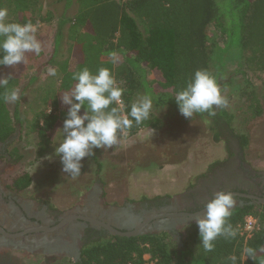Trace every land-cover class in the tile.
Here are the masks:
<instances>
[{"label":"trees","instance_id":"16d2710c","mask_svg":"<svg viewBox=\"0 0 264 264\" xmlns=\"http://www.w3.org/2000/svg\"><path fill=\"white\" fill-rule=\"evenodd\" d=\"M71 2L66 0L65 8H69ZM218 2L228 6L224 14L219 11ZM4 3L11 10L9 22H38L36 37L42 38L43 26L50 24L53 15L43 10L39 0H0V7H4ZM74 3L77 6L74 16L70 20L61 17L58 23L59 36L63 23L70 21L67 31L68 39L71 40L70 59L63 61L60 66V73L56 77L59 84L50 101V113L48 107L40 110L31 125L37 137V155L43 153L57 132V120L61 114L58 111L61 103L58 98L70 93L75 84L71 79L72 73L85 66L93 73L101 67L110 70L117 85L124 89L122 99L125 114L138 96L149 95L152 98L149 120L141 125L133 123L127 136H134L146 128L159 129L162 124L159 111L166 110L179 115L174 96L197 69H206L216 76L222 92L233 84L232 76L240 74L242 80L234 83L233 87L242 97L255 103L253 111L259 112L258 94L248 73L261 75L258 85L264 91V0H74ZM228 13L240 29L241 53L237 68L226 76L225 64L232 57L227 55L229 49H226V45H219L217 35L209 34L208 28L215 25L220 36L225 37L228 34L225 23ZM21 68V64L0 65V75L11 73L13 78L9 82L10 86L18 88ZM152 72L155 76L149 78ZM83 111L82 108L80 114ZM16 112L14 120L18 121ZM196 115L209 120L216 140L222 128L230 127L232 118L224 108H217L213 117L207 113ZM13 132L8 103L0 100V142L11 139ZM239 140L241 145L245 143L242 136H239ZM98 150L94 149L95 155L91 157L96 166L95 175L100 173L103 166L96 155ZM18 152L16 145L11 146L9 155L13 161L21 158ZM89 180L79 183L75 194L65 201L67 204L64 208L78 201L89 188ZM31 183L30 174L20 170L7 179L6 186L14 192L26 193ZM249 214L258 219L260 230L250 239L244 240L239 234L238 225ZM229 221L237 229L236 238L225 240L218 237L214 242V250L202 256L203 264H230L227 258L232 254L237 255L238 264H257V261L244 257L243 249L253 247L257 250V257L264 258V207L234 209ZM187 239L193 244H200L198 229L188 232ZM150 263L191 264V261L186 260L185 251L178 253L170 247L165 234H154L100 238L85 245L79 259L68 264Z\"/></svg>","mask_w":264,"mask_h":264},{"label":"rangeland","instance_id":"374dc122","mask_svg":"<svg viewBox=\"0 0 264 264\" xmlns=\"http://www.w3.org/2000/svg\"><path fill=\"white\" fill-rule=\"evenodd\" d=\"M39 1L44 11L51 12L53 19L50 24L43 26L42 38H37L42 45L40 55L28 52L25 54L26 62L21 63V79L18 86L21 100L8 103L14 132L7 153L9 155L11 146L16 145L21 158L13 161L9 155L10 159H0V175L5 184L12 174L20 170L27 171L32 183L27 189L28 192L24 194L45 201L53 208H64L67 204L65 201L75 194V188L79 183L89 179L90 186L99 183L104 198L108 201L179 195L188 189L200 187L208 175L213 174L226 161L228 154L234 152L236 144L246 164L254 169L264 170V91L262 86L258 85L261 75L254 72L248 73V76L251 84H255L259 112L253 111L255 103L242 97L233 87L234 83L242 80L240 74H234L233 84L222 92L229 102L228 107L224 109L232 115L230 127L221 129L218 140L214 138L208 119L196 114L192 118H185L181 114L159 111L162 118L159 129H142L134 136H122L120 142L112 149H99L96 155L103 162V166L97 175L94 174L96 166L91 157L82 158L81 175L73 179L62 171L60 158L54 154L59 143V129L62 128L68 109V106L61 102L58 105L61 114L57 120V132L43 153L37 155V137L31 125L40 110L51 108L50 101L59 84L56 77L60 73V66L63 61L70 59L71 40L67 36L70 21L63 23L59 36L58 23L61 17L70 20L77 8L74 0H71L69 8H65L66 0ZM218 6L223 14L228 9L224 3L218 2ZM4 8L8 9L9 19L11 10L5 3ZM227 17L225 23L228 34L226 33L225 37L220 36L215 25H210L208 29L210 35H217L220 46L226 45V49H229L227 55L232 58L225 64L226 76H229L228 73L237 68L241 48L239 26L231 14H226ZM49 67L57 69L55 77L48 75ZM154 76L155 73L152 72L148 77ZM58 100L61 101V98ZM15 110L18 121L14 120ZM239 136L245 141L243 145ZM80 199L81 197L78 201ZM194 229V226H191L182 235L181 245H176L169 238L166 241L178 253L185 251L186 260H190L191 264H203L204 252L196 249L199 242L193 244L187 239L188 232ZM69 262L70 260L43 261L38 256H29L24 252L0 250V264Z\"/></svg>","mask_w":264,"mask_h":264},{"label":"flooded vegetation","instance_id":"af4514ba","mask_svg":"<svg viewBox=\"0 0 264 264\" xmlns=\"http://www.w3.org/2000/svg\"><path fill=\"white\" fill-rule=\"evenodd\" d=\"M10 140L0 142V159H10ZM98 184L93 183L74 204L53 208L45 201L12 191L0 175V228L8 234L0 233V250L24 252L43 261H77L85 245L120 236L99 223L120 232H135L121 237L165 234L166 239L181 245L187 229L198 228L191 215H203V204L217 191L234 194V209L264 207V170L246 164L237 144L200 187L179 195L108 201Z\"/></svg>","mask_w":264,"mask_h":264},{"label":"clouds","instance_id":"9594fccd","mask_svg":"<svg viewBox=\"0 0 264 264\" xmlns=\"http://www.w3.org/2000/svg\"><path fill=\"white\" fill-rule=\"evenodd\" d=\"M8 15V9L0 7V65L3 66L21 64L26 62V53L34 52L38 56L42 51L41 42L36 37L38 22H9ZM47 71L50 76L57 75L54 67H49ZM12 78L11 73L0 75V89H3L0 100L4 103L21 100L20 90L10 86ZM71 79L75 84L70 93L61 96V102L68 109L59 129V143L54 154L60 158L62 171L75 179L81 175L82 158L93 157L94 149H112L133 127V123L141 125L149 120L153 101L149 95L138 96L125 114L124 89L117 85L114 76L105 67L93 73L85 66L73 72ZM174 99L179 113L185 118L202 113L213 117L217 108H226L229 103L222 95L216 76L206 69L195 70L186 85L176 92ZM82 108L84 111L80 114ZM50 111L49 108L48 113ZM236 205L237 200L231 191H217L203 204V215L195 219L201 241L197 250L202 248L206 254L214 250L218 237L225 240L236 238L237 229L229 221ZM256 251L253 247H245L243 255L257 261V264H264V258H258ZM227 260L230 264H238L235 254Z\"/></svg>","mask_w":264,"mask_h":264},{"label":"built area","instance_id":"2783aa9c","mask_svg":"<svg viewBox=\"0 0 264 264\" xmlns=\"http://www.w3.org/2000/svg\"><path fill=\"white\" fill-rule=\"evenodd\" d=\"M238 229H239V234L243 237V239L248 240L257 231L260 230V223L255 216L249 214V215H246L244 217L242 223H240L238 225ZM145 258L147 259L148 256L145 255ZM150 264H152V263H150Z\"/></svg>","mask_w":264,"mask_h":264},{"label":"water","instance_id":"95a60500","mask_svg":"<svg viewBox=\"0 0 264 264\" xmlns=\"http://www.w3.org/2000/svg\"><path fill=\"white\" fill-rule=\"evenodd\" d=\"M200 214L201 213L199 212V213H196V214L191 215V217H195L196 218ZM99 224L101 226H103L104 228H106L110 233L117 234V235H120V236H131V235H133L135 233V232H120V231H117V230L113 229L112 227H110V226H108L106 224H103V223H99ZM0 233H2L5 236L8 235L1 228H0Z\"/></svg>","mask_w":264,"mask_h":264}]
</instances>
